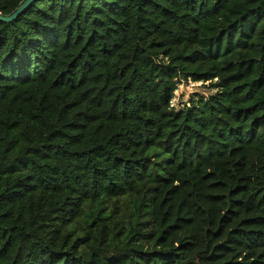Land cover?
Returning a JSON list of instances; mask_svg holds the SVG:
<instances>
[{"label":"trees","instance_id":"trees-1","mask_svg":"<svg viewBox=\"0 0 264 264\" xmlns=\"http://www.w3.org/2000/svg\"><path fill=\"white\" fill-rule=\"evenodd\" d=\"M0 264H264V0L0 22Z\"/></svg>","mask_w":264,"mask_h":264},{"label":"rangeland","instance_id":"rangeland-1","mask_svg":"<svg viewBox=\"0 0 264 264\" xmlns=\"http://www.w3.org/2000/svg\"><path fill=\"white\" fill-rule=\"evenodd\" d=\"M215 92L209 88L208 83L181 82L177 86L170 106L176 111L182 110L184 107L190 106V101L198 102L201 99H208Z\"/></svg>","mask_w":264,"mask_h":264},{"label":"water","instance_id":"water-1","mask_svg":"<svg viewBox=\"0 0 264 264\" xmlns=\"http://www.w3.org/2000/svg\"><path fill=\"white\" fill-rule=\"evenodd\" d=\"M36 0H24L17 9L9 16H2L0 14V22L2 23H12L14 22L21 14H23Z\"/></svg>","mask_w":264,"mask_h":264}]
</instances>
